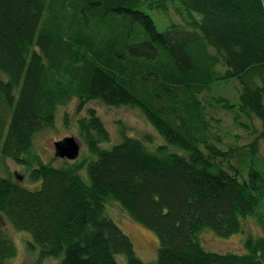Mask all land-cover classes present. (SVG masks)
<instances>
[{
	"label": "trees",
	"instance_id": "16d2710c",
	"mask_svg": "<svg viewBox=\"0 0 264 264\" xmlns=\"http://www.w3.org/2000/svg\"><path fill=\"white\" fill-rule=\"evenodd\" d=\"M149 10L171 16L170 25L158 31ZM232 79L239 103L212 100L260 120L248 148L223 149L208 134L202 100ZM72 99L78 112L92 101L141 109L166 143L123 134L103 148L109 132L89 109L78 125L90 160L39 162L35 190L0 176V213L30 235L39 263L146 264L108 214L115 202L156 233L158 264H264V171L249 164L261 161L264 140V0H0V159L31 166L36 133ZM248 218L263 235H247L244 252L203 248L206 229L231 238ZM16 257L0 226V264Z\"/></svg>",
	"mask_w": 264,
	"mask_h": 264
},
{
	"label": "rangeland",
	"instance_id": "374dc122",
	"mask_svg": "<svg viewBox=\"0 0 264 264\" xmlns=\"http://www.w3.org/2000/svg\"><path fill=\"white\" fill-rule=\"evenodd\" d=\"M170 11L175 13V8L170 6ZM158 31L165 30L171 23L172 17L162 14L157 10H149ZM174 19V15H173ZM221 69V67H219ZM240 84L232 79L214 83L210 92H207V98H203L205 113L207 111V121H209L208 134L210 136L220 135L222 137L221 148L227 149L228 145H239L248 148L256 139L258 132L261 130L259 119H249L242 115L238 109L227 111L217 106L213 98L224 97L230 103L238 104L240 100ZM89 109H95L97 115L104 123L110 135V142L104 143L103 148H111L116 143H120L123 134L142 138L148 134L152 136L151 147L165 144V139L160 136L153 126L149 123L141 109L135 107H109L98 101L88 103L85 108L78 112L77 100L72 99L66 105L58 108L55 123L51 127L43 128L38 131L34 137L32 148L28 158H32V165L26 166L17 164L9 158L0 159V176L8 177L9 174L19 183L30 190L41 187L40 182L30 179L31 169L37 167L39 162L51 164L54 167H61L65 162H71L66 159L56 157L54 143L66 137H75L80 145V156L76 163L90 160L92 158L88 151L85 140L79 132L78 120L85 118ZM219 144V143H218ZM257 154L261 161L251 157L249 164L255 168L264 171V140L257 143ZM236 164V162H235ZM9 173V174H8ZM82 178L88 182L86 170L81 171ZM247 176V171L245 173ZM107 212L113 220L126 232L131 238L138 257L146 264H158L159 239L153 231L143 227L133 221L117 203L107 204ZM245 224L244 233L234 235L231 238H222L214 233L211 229H206L200 236L203 248L210 252L217 253H242L244 252V241L247 235L255 237L263 235L262 227L254 218H248ZM0 226L14 241L17 247V257L9 261L10 264H60L59 260L46 258L40 263L37 261L38 254L31 252L27 247L30 235L24 231L15 229L6 217L0 213ZM119 262L124 264L121 258Z\"/></svg>",
	"mask_w": 264,
	"mask_h": 264
},
{
	"label": "water",
	"instance_id": "95a60500",
	"mask_svg": "<svg viewBox=\"0 0 264 264\" xmlns=\"http://www.w3.org/2000/svg\"><path fill=\"white\" fill-rule=\"evenodd\" d=\"M54 149L56 157L76 161L80 156L81 145L75 137H66L56 141Z\"/></svg>",
	"mask_w": 264,
	"mask_h": 264
}]
</instances>
